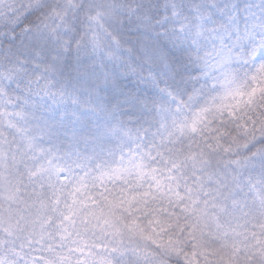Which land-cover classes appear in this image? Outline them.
Returning <instances> with one entry per match:
<instances>
[{"label": "snow or ice", "instance_id": "snow-or-ice-1", "mask_svg": "<svg viewBox=\"0 0 264 264\" xmlns=\"http://www.w3.org/2000/svg\"><path fill=\"white\" fill-rule=\"evenodd\" d=\"M0 264H264V0H0Z\"/></svg>", "mask_w": 264, "mask_h": 264}]
</instances>
